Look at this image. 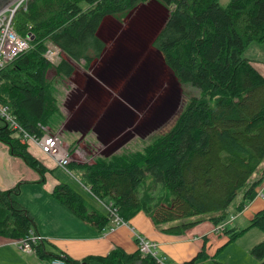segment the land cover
<instances>
[{
    "label": "trees",
    "instance_id": "obj_1",
    "mask_svg": "<svg viewBox=\"0 0 264 264\" xmlns=\"http://www.w3.org/2000/svg\"><path fill=\"white\" fill-rule=\"evenodd\" d=\"M146 1L26 0L15 10L12 25L19 35L31 34V46L0 69V104L29 133L57 132L64 114L47 71L68 78L74 64L88 68L105 47L97 34L103 18L120 20ZM156 1L167 8V15L151 45L176 81L189 84L196 94L181 104L166 131L151 135L142 151L123 153L117 146L94 154L92 162L70 160L65 167L69 173L78 170L88 193L124 223L141 211L160 231L179 233L204 220L213 225L226 220L228 206L241 190L234 207L239 212L264 178V76L241 55L251 42L264 40V0H228L225 5L218 0ZM48 43L60 48L64 58L47 61L43 53ZM0 142L38 175V182L51 171L4 121ZM76 147L70 143L68 152ZM18 192V184L0 189V236L25 238L34 230L32 215L15 197ZM50 195L98 233L109 227L111 213L88 204L67 183H55ZM251 227L263 238L249 251L257 264H264V207L244 228L225 226L220 232L230 242ZM31 246L39 259L62 264H159L156 256L138 248L127 252L114 246L105 255L73 259L46 252L41 239Z\"/></svg>",
    "mask_w": 264,
    "mask_h": 264
},
{
    "label": "rangeland",
    "instance_id": "obj_2",
    "mask_svg": "<svg viewBox=\"0 0 264 264\" xmlns=\"http://www.w3.org/2000/svg\"><path fill=\"white\" fill-rule=\"evenodd\" d=\"M227 1L218 0L221 5H225ZM166 15V7L156 0H148L138 4L120 20L106 16L100 23L97 34L105 42L106 50L93 68L94 73L92 76L94 82H96V87L89 88V95L94 97L95 104L90 99L81 109L88 114V123L90 124L95 123L99 118L103 121L99 122V128L106 125L107 121L111 123L109 126L106 125L108 131L101 132L94 126L89 128L91 130H85L86 124L82 119H79L81 125H73V118L77 119V112L80 109V107L76 108L75 106V97L88 89L87 82L89 84L90 81L87 76L79 75L80 80L74 81L77 83V88L74 89L76 92L66 102L68 97H65L73 89V83H69V81L72 82L74 77H55L53 69L47 71V77L53 81L54 96L58 109L64 113L65 100L67 112L70 113L71 117V122L68 121L67 123L69 126L66 124L63 130L53 133L64 143L63 146L67 150L69 161L75 160L89 163L92 162L94 154H106L117 146H119L117 151L123 153L142 151L143 146L153 139L151 138L152 136L168 129L181 104L191 95L196 94V90L189 84L182 85L176 81L172 73L163 64L160 54L151 45V40ZM241 55L253 61L254 67L264 76L261 72H264V70H260L261 65L264 64V40L251 42L245 47ZM91 84L94 85L93 83ZM105 102H109L110 106L107 107ZM119 104L128 110V118L124 108H121ZM126 119L133 130L125 132L111 129L117 123V126L120 127L119 122L121 120L124 122ZM69 127L79 131H68ZM149 131H152L150 135L143 136ZM131 134L132 136L127 140ZM89 137L92 138V141L88 139ZM72 142H76V146H78L70 154L68 145ZM28 150L32 155L38 156L39 158H37L42 160L47 168H51V171L48 172L49 175L73 187L84 197L88 204L99 210L104 209L82 185L78 170H72V173L66 172L61 167L52 165L47 155L41 150L35 149L32 145H28ZM51 161L53 162V160ZM51 176H48L47 179L52 178ZM148 178L145 177V179ZM18 185L19 192L15 196L17 201L24 207H29L39 223L46 216L52 217L54 220L60 219V214L54 208H49L48 210L39 209L45 203L44 197L32 194V189L29 187L23 186L20 189L22 185ZM240 197L241 190L238 191L228 206L229 217L233 216L234 218L236 216L237 213L234 207ZM256 198L264 204V200L260 197ZM248 204L249 202L246 205ZM250 216L251 214L245 217L246 220L241 217L234 221L231 220L226 225V228L245 226ZM206 223L212 224L210 221L204 220L191 225L189 228ZM212 226L214 225L212 224ZM189 230L182 229L179 233L169 234L192 237L198 232ZM213 233L210 238H205L200 234L195 240L200 247L203 242L205 243L204 247L199 249L202 254L196 258V264L258 263V260L249 251L250 247L259 241L258 234L263 236L257 228L251 227L248 232L230 242L226 241L228 235L225 232ZM219 237V241L217 243L214 242L215 238ZM156 253L158 252L156 251ZM89 264L99 263L91 262Z\"/></svg>",
    "mask_w": 264,
    "mask_h": 264
},
{
    "label": "crops",
    "instance_id": "obj_3",
    "mask_svg": "<svg viewBox=\"0 0 264 264\" xmlns=\"http://www.w3.org/2000/svg\"><path fill=\"white\" fill-rule=\"evenodd\" d=\"M105 50L106 44L100 57L94 60L88 68H84L80 64H74V70L69 76L74 77V80L72 82L69 81V83H73V89L72 91H69L67 96L65 97H68L66 102L69 100L70 96L74 95V93L76 92L74 91V89L77 88V83L74 81L80 80L79 75L87 76L90 81L89 84L87 82L88 89L75 97V106L76 108L80 107V109L77 112V119L73 118V125H81L79 119H82L86 124L85 130L93 128L94 126V128L101 130V132H105L108 131L106 125H111V123L107 121L106 125H104L102 128H99V122H103L101 118L97 119L95 123H88V114L86 112H83L81 109L85 104L89 102L90 99H92L91 101H93V103L95 104L94 97H91L89 95V88L96 87V82H94V78L92 76L94 73L93 68L102 57ZM260 70H264V64L261 65ZM261 72L264 75V72ZM91 83H93L94 85H92ZM85 100L86 102H84ZM66 102L64 100V120L57 132L63 130V127L71 119L70 113L67 112ZM105 104L107 105V107L110 106L109 102H105ZM120 106L121 108H124L125 114L127 116L128 110L123 105ZM117 125L118 123L116 124V126H114V128L111 129H117L116 131L120 130L125 132H127L128 130H133V128L128 125L127 119L124 120V122L122 120L119 122L120 127H118ZM70 130L79 131L77 129L69 127L68 131ZM131 136L132 134L127 138V140ZM88 139L92 141V138L89 137ZM62 144L64 145L63 142ZM34 148L37 149L36 147ZM49 160L52 165H56L51 161V159ZM46 173L44 174L43 181L38 182V175L35 174L33 170L24 165L20 158L11 156L8 152L6 144L0 142V189L11 188L16 184L22 185L20 189H22L23 186L29 187L32 189V194L44 197L45 203L41 205L39 209L48 210L49 208H54L60 214L59 220H54L52 217L46 216L43 221L39 223L36 220V217L31 209L29 207H25L34 219L33 232L42 240L43 248L46 252H61L73 259H80L88 255H105L114 246H120L125 251L132 252L137 248L136 242L134 241V237L137 235L146 240L153 241L155 243V247L153 249V251L155 252V256H157L158 258H162L163 262L167 264H196L197 262L195 261L198 257L199 249L201 247L203 248L205 243L203 242L200 247L198 243L195 242V240L198 236H200V234L205 238H210L214 234L212 224L210 225L208 223L201 226L196 225L191 228L188 227L189 229H191L189 230L187 228V230L189 231H198L192 237H181L177 234L162 232L157 229L153 225L150 218L141 211L136 212L132 217H130L128 222L123 224H114L110 221L109 227L104 229L103 232L98 233L92 226L71 214L63 205H61L50 195L52 186L57 182L64 181H60L56 177L49 175L48 172ZM48 176H51L52 178L47 179ZM259 190H264V178L257 186V192ZM255 197L259 196L256 195ZM255 197L249 202L248 205L244 206L239 212H237L236 216L232 219L233 221L239 217L246 220L245 217L249 216L250 214L252 216L255 210L257 211L264 207L263 202L261 200H258V198L255 199ZM245 226L242 225V227H235L237 229H241ZM250 229H245L241 235L248 232ZM262 238L263 236L261 234H258V240L260 241ZM219 239L220 237L215 238L214 242L217 243ZM156 251L158 253H156ZM56 261L60 260L53 259L49 261L47 259H39L35 254L22 252L18 249L15 243V239L0 236V264H53Z\"/></svg>",
    "mask_w": 264,
    "mask_h": 264
},
{
    "label": "built area",
    "instance_id": "obj_4",
    "mask_svg": "<svg viewBox=\"0 0 264 264\" xmlns=\"http://www.w3.org/2000/svg\"><path fill=\"white\" fill-rule=\"evenodd\" d=\"M26 0H14L11 4L0 10V69L12 59H14L19 53L30 48L31 34L26 33L24 35H19L13 28L12 16L16 9L23 7ZM43 56L47 61L54 63L63 58V53L60 48L48 43ZM0 118L5 124L13 130L19 138V141L27 145H32L37 149L41 150L47 157L53 162L61 167L64 171L66 170V164L69 161L67 156V150L64 148L62 142L57 137L56 134L44 131L40 135L34 133H29L23 127H21L15 120L14 116L10 112L7 105L0 104ZM44 129V128H41ZM264 200V190H259L256 194ZM100 202V201H98ZM100 204L105 208L106 211L110 212L111 222L114 224H123L124 222L115 213L109 205L100 202ZM233 216L228 217L226 220L213 226V232H220L231 220ZM136 246L142 253H149L155 256L153 251L155 243L153 241L146 240L140 236H137ZM38 235L30 232L25 238L15 239V243L19 250L29 254H35L34 249L31 244L39 240ZM157 258L159 264H167L163 262L162 258ZM53 264H62L61 261H56Z\"/></svg>",
    "mask_w": 264,
    "mask_h": 264
},
{
    "label": "water",
    "instance_id": "obj_5",
    "mask_svg": "<svg viewBox=\"0 0 264 264\" xmlns=\"http://www.w3.org/2000/svg\"><path fill=\"white\" fill-rule=\"evenodd\" d=\"M14 0H0V10L11 4Z\"/></svg>",
    "mask_w": 264,
    "mask_h": 264
},
{
    "label": "bare ground",
    "instance_id": "obj_6",
    "mask_svg": "<svg viewBox=\"0 0 264 264\" xmlns=\"http://www.w3.org/2000/svg\"><path fill=\"white\" fill-rule=\"evenodd\" d=\"M55 263V262H54Z\"/></svg>",
    "mask_w": 264,
    "mask_h": 264
}]
</instances>
